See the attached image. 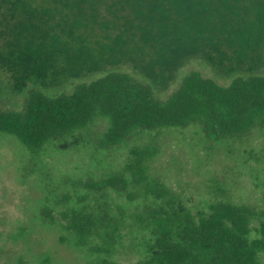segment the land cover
Here are the masks:
<instances>
[{"label":"trees","instance_id":"16d2710c","mask_svg":"<svg viewBox=\"0 0 264 264\" xmlns=\"http://www.w3.org/2000/svg\"><path fill=\"white\" fill-rule=\"evenodd\" d=\"M263 45L264 0H0V70L13 93L25 91L19 107L0 106V134L31 155L84 142L110 151L172 127L244 140L264 130ZM191 59L229 79L191 69L177 81ZM173 82L163 97L152 88ZM156 152L152 139L136 145L118 168L80 182L73 206L56 196L69 203L74 245L104 254L92 264H120L112 194L139 199L129 217L143 250L131 264H264V207L229 200L221 185L222 197L191 208L148 178Z\"/></svg>","mask_w":264,"mask_h":264},{"label":"rangeland","instance_id":"374dc122","mask_svg":"<svg viewBox=\"0 0 264 264\" xmlns=\"http://www.w3.org/2000/svg\"><path fill=\"white\" fill-rule=\"evenodd\" d=\"M191 69L218 81L229 79L201 60L191 59L181 67L177 81ZM175 87L176 82L166 89L152 84L160 97ZM24 94L13 93L0 70V106L17 108ZM102 125L98 120L90 131L100 130ZM149 138L157 152L148 164V178L160 179L191 208H205L222 197L221 185L229 200L264 207V130L228 142L206 138L193 126L168 128ZM149 138L131 140L110 151H96L88 142L63 151L48 145L38 155H31L14 136L0 134V264H92L103 257L101 252L74 245L62 218L69 203L58 204L55 198L67 192L73 206L77 196L85 193L80 182L118 168L136 145H144ZM138 200L128 201L116 194L108 198L112 210L124 218L111 256L120 264H131L143 250L144 234L129 217Z\"/></svg>","mask_w":264,"mask_h":264}]
</instances>
